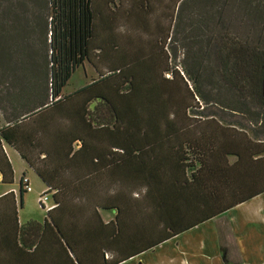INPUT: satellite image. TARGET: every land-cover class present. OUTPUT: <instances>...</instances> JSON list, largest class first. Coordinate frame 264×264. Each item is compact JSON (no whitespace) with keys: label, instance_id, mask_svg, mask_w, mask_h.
I'll return each mask as SVG.
<instances>
[{"label":"crops","instance_id":"0c3cea01","mask_svg":"<svg viewBox=\"0 0 264 264\" xmlns=\"http://www.w3.org/2000/svg\"><path fill=\"white\" fill-rule=\"evenodd\" d=\"M104 36L97 22L95 61L117 54ZM93 63L83 61L93 74L64 85L69 99L50 111L11 123L28 99L0 107V264H225V238L237 262L264 264V138L183 128L174 134L192 138L181 145L152 143L126 157L87 146V88L75 92L106 72ZM11 153L37 192L26 190L25 171L14 178Z\"/></svg>","mask_w":264,"mask_h":264},{"label":"trees","instance_id":"16d2710c","mask_svg":"<svg viewBox=\"0 0 264 264\" xmlns=\"http://www.w3.org/2000/svg\"><path fill=\"white\" fill-rule=\"evenodd\" d=\"M13 1L0 0V59L6 56L5 42L20 14L26 43L40 39V52L25 53L27 84L29 89L36 85L40 97L29 101L20 113L12 114L8 122L50 111L53 104L69 99L60 95L61 88L83 61L94 65L89 53L95 48L93 41L100 22L105 43L117 54L101 56L103 61L114 56V63H108L104 74L75 92L87 88V104L95 102L87 111V146L105 143L119 148L126 157L132 148L152 144L150 128L155 126L152 123L157 120V110L150 104L151 99L164 106L157 114L164 120V127L216 131L236 128L246 135L245 130L229 121L237 114L245 116L251 126L257 125L256 129H248L264 138V0H177L170 31L156 26L155 3L162 10L169 9L171 18L172 0H168L167 7L161 0H104L110 7L100 12L93 0H26L17 5ZM187 6H199L197 19L189 23L195 29L188 30L194 36L191 46L196 47L188 57L194 70L189 73L182 67L185 79L178 72V78L173 79L162 72L167 71L166 56L175 54L171 38L179 14ZM224 16L230 19L231 27L222 25ZM211 63L214 68L207 67ZM151 71L158 76H151ZM203 88L208 91L203 92ZM172 99L180 103L181 99H199L203 104L208 99L224 100L213 102L218 111L196 112L192 119L186 116V108L173 111ZM76 138L82 142L84 137ZM91 154L100 160L99 152ZM124 157L126 161L133 156ZM219 251L224 255L225 248Z\"/></svg>","mask_w":264,"mask_h":264},{"label":"rangeland","instance_id":"374dc122","mask_svg":"<svg viewBox=\"0 0 264 264\" xmlns=\"http://www.w3.org/2000/svg\"><path fill=\"white\" fill-rule=\"evenodd\" d=\"M162 2L164 1L165 7L168 6V0H161ZM160 1V3H161ZM177 0H172V15L170 18V11L167 8L161 9V6L158 2L155 3V18H156V26H161L164 29H168L170 31L171 27L173 26L174 23V11L176 7V2ZM24 4L26 3V0H14L13 4ZM6 3L3 2V6ZM198 7L196 6L195 8L187 6V8L184 9V12L179 14V20L178 24L176 25V28H174V33L172 34L171 38V49L174 50L175 54L173 57L170 58L169 55L166 56V72H162V75L165 77H170L173 76V79L178 78L176 76L177 72L181 74L183 80L185 79V75L182 71V67H184L185 70H187L189 73H193L194 67L190 63V59L188 58L191 52H195L196 47L191 46V43H193V34L189 33L188 30H193L192 26H190V22H193L197 19L196 13L198 11ZM162 10V11H161ZM192 13V14H191ZM152 18V16H151ZM17 20L16 26L13 28V31L8 34V40L5 42V47L4 50L6 53V56L4 58L1 57L0 59V107L2 108H8L6 104V99H28L29 101H32L34 99H39L40 97V90L36 85L32 87V89H29V86L26 81V74H25V63H26V57L25 53L29 50H33L35 52H40L41 47H40V39L38 40L37 38H33L31 41V44L29 45V42L26 43V40L23 39V28H22V22H23V16L18 15V17L15 19ZM189 20V21H188ZM230 19L224 16V19L222 21L223 26L231 27L230 24ZM3 24H1V27L3 28ZM6 26V25H5ZM152 27V26H151ZM7 28V26H6ZM159 28V27H158ZM159 31V30H157ZM196 31V30H195ZM189 33V36H188ZM197 33V31H196ZM12 35V36H11ZM168 37V36H167ZM28 47L26 48V46ZM199 46V45H198ZM167 51V50H166ZM4 55V54H3ZM143 56H141L142 58ZM98 61H95V57L89 56V59L91 61L95 62L96 64L99 63L101 66V70L103 73L107 69L108 63L113 64L112 60H114V56H107L105 57V61L101 60L99 57ZM127 58V57H126ZM101 61V62H100ZM22 62V65H21ZM158 60L156 58V64L155 66L158 68ZM182 65V66H181ZM209 68H214V63L212 64H207ZM163 67V66H162ZM85 73H83L82 69L80 67L76 68L75 71L72 72L71 76L67 80L64 90L65 91H70L72 88L75 86L81 84L85 79L89 78V72L93 74L91 70H89V66L85 67ZM87 69V72H86ZM153 70V68L151 69ZM151 76L157 75V72L151 71L150 72ZM87 75V77H86ZM86 77V78H85ZM158 80V78H153ZM203 92L208 91L207 88H203ZM211 91V90H210ZM213 94V91L210 92ZM31 94V95H30ZM178 93H176L175 97L177 98ZM188 98V96H187ZM181 103L179 99H172L171 100V109L173 111H180L185 108L188 111L186 113V116L192 119H195V113L197 112L198 114H205L211 111L217 110V106L213 102H221L224 99H208V102L206 104H203L202 101L199 99H181ZM160 102L163 103V99H160ZM226 102H229L226 100ZM93 103L87 104V111L90 112L92 110V105ZM222 103V102H221ZM150 104L153 106L154 110H157L156 114L154 115L157 120L153 121V125L155 124L154 127L150 128L151 136H154L152 140V143L158 144V145H163V144H172V145H181L184 141V139H181L180 134H174L175 129L174 128H167L164 127V120H160V116L157 114L159 113V110H162L164 106L162 104H157L155 100L151 99ZM170 108V107H169ZM142 110V106H141ZM218 111V110H217ZM226 114V113H225ZM143 117L145 113L141 114ZM229 115H231L229 113ZM232 118H229V121H232L236 127H240L241 129L247 131V133L253 138L258 137V138H263L261 136H258L256 133L253 131H250L248 128L251 129H256L257 125H250L248 122L245 120V116L243 115H231ZM150 117V115H149ZM199 118V117H198ZM151 120L148 122V125L150 126ZM165 133V134H164ZM11 163L12 167L14 168V178H18L20 170L25 171L24 176L28 180V185L26 187V190L30 193L37 192L40 183L38 180L33 176L31 172L28 170H24L22 168V164L17 160V158L11 153ZM22 168V169H21ZM26 181V179H25ZM232 242L228 239L225 238L223 241V245L225 248L224 251V259L226 260L225 264H240L237 258L236 254V249L231 247Z\"/></svg>","mask_w":264,"mask_h":264},{"label":"built area","instance_id":"2783aa9c","mask_svg":"<svg viewBox=\"0 0 264 264\" xmlns=\"http://www.w3.org/2000/svg\"><path fill=\"white\" fill-rule=\"evenodd\" d=\"M22 182H25V179H23Z\"/></svg>","mask_w":264,"mask_h":264}]
</instances>
